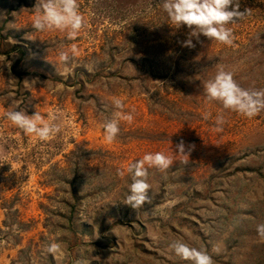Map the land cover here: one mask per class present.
Masks as SVG:
<instances>
[{"label":"rangeland","instance_id":"374dc122","mask_svg":"<svg viewBox=\"0 0 264 264\" xmlns=\"http://www.w3.org/2000/svg\"><path fill=\"white\" fill-rule=\"evenodd\" d=\"M36 3L0 0V264H190L173 241L213 264H264V111L247 118L203 93L220 69L264 89V0H234L246 14L232 45L171 25L162 0H78L87 26L68 41L31 28ZM72 44L79 55L59 63ZM113 98L135 119L109 143ZM21 109L63 110L62 132L25 135L4 117ZM157 151L173 164L149 169V199L132 209L120 172Z\"/></svg>","mask_w":264,"mask_h":264},{"label":"clouds","instance_id":"9594fccd","mask_svg":"<svg viewBox=\"0 0 264 264\" xmlns=\"http://www.w3.org/2000/svg\"><path fill=\"white\" fill-rule=\"evenodd\" d=\"M161 4L171 25L177 28L186 25L191 29L190 37L198 39L203 35L224 45L233 44V31L229 25L236 23V18L240 20L246 14L239 11V4L234 3V0H162ZM230 5H234L232 10ZM33 10L31 28L39 33L58 31L64 33L68 41H74L87 26L78 0H37ZM185 46H193L192 40L188 39ZM56 55L59 63L67 64L79 53L75 44L67 48L60 45ZM203 93L206 102L219 101L224 109L247 118H253L264 111V89L241 87L231 71L220 69L213 78L203 82ZM112 105L115 110L111 118L103 124L104 137L109 143L118 137L121 121L131 123L135 119V109L125 111L123 99L113 98ZM210 115L205 114L204 119H208ZM4 117L25 135L34 136L40 141L50 140L60 134L65 119L61 109L50 111L46 116L38 110L32 115L22 109L8 110ZM215 119L218 126L225 122L223 114H217ZM177 148L178 151H174L176 154L189 155L183 143ZM172 164L173 157L162 151L146 153L142 158L128 164L120 172L121 176L126 172L131 177L124 203L135 210L142 207L149 199V169L165 171ZM257 233L264 237V224L257 226ZM169 247L177 257L190 264H213V258L206 249L190 246L183 241L170 242ZM46 251L55 257L61 249L58 243L51 242Z\"/></svg>","mask_w":264,"mask_h":264}]
</instances>
